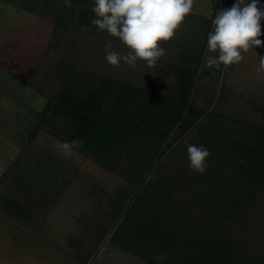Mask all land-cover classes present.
Instances as JSON below:
<instances>
[{
  "label": "trees",
  "instance_id": "obj_1",
  "mask_svg": "<svg viewBox=\"0 0 264 264\" xmlns=\"http://www.w3.org/2000/svg\"><path fill=\"white\" fill-rule=\"evenodd\" d=\"M93 6L94 0H71L65 14L53 17L45 58L52 62L47 61L42 72L51 86L44 91L47 102L40 122L32 126L21 148L44 124L62 141H81L75 149L88 154L110 175L105 187L111 191L115 187L111 211L99 209L92 220L79 218L86 223L76 236L68 230V246L72 245L73 252H67L83 264L107 236L112 248L134 258L132 264H264V94L248 97L223 84L220 106L207 108L192 101L198 76L211 70L220 72L221 67L200 70L201 64L207 67V34L214 28L215 17L210 19L198 51L177 50L174 61L155 64L153 70L140 60L135 67L122 61L121 66L124 63L128 70L120 74L125 78H118L115 67L105 60V45L111 40L112 50L121 54H127L128 49L118 38L97 30L92 23ZM76 24L87 29L88 37L96 38L85 39L82 48L79 40L68 56L65 46L76 45L72 38ZM145 95L175 104L178 110L170 114L168 127L153 130V137H141L150 153L140 163L135 158L125 170L135 168L136 178L132 180L126 172L117 178L114 174L121 170L111 164L128 146L136 147L130 143L134 138L131 120ZM157 121L156 127L161 120ZM146 122L151 120L147 117ZM191 130L195 133L180 142ZM188 144L210 150L203 173L189 168ZM20 158L17 154L1 174V184L12 176ZM150 172L153 176H146ZM39 179L43 181L42 176ZM28 201L21 205L30 210L35 233L50 229L45 224L41 227L48 205L33 207L34 202L29 206ZM162 253H166L163 261L153 259Z\"/></svg>",
  "mask_w": 264,
  "mask_h": 264
},
{
  "label": "rangeland",
  "instance_id": "obj_2",
  "mask_svg": "<svg viewBox=\"0 0 264 264\" xmlns=\"http://www.w3.org/2000/svg\"><path fill=\"white\" fill-rule=\"evenodd\" d=\"M234 3L236 0H195L192 14L186 17L174 38L168 42H159L165 49V55L156 65L174 61L179 50H182V53L191 48L198 51L210 25V19L215 17L221 8H225L226 4L231 7ZM259 3L264 5V0H259ZM66 7L64 0H0V177L8 169L13 158L17 154L21 155L19 163L13 167L12 176H6L7 181L4 184L0 182V264H82L68 253L72 251V245L68 246L66 236L68 230L76 236L79 234V228L84 225L82 223H86L79 222V218L85 220L87 217L92 220L98 215L99 209L111 211L115 187L112 191L105 187L109 174L104 173L88 154L74 149L71 157H63L53 148L57 141H63L49 133L44 124H40L41 129H38L36 136L21 149L32 126L39 124L40 112L42 113L47 102L44 91L51 86V81H46L42 72L48 62L52 61L47 62L45 59L46 48L53 29V17L56 18L60 13L65 14L68 8ZM76 25L78 26L72 37L76 45L65 46L68 56L77 48L79 40V46L82 48L85 39L89 41L94 37H88L85 27ZM261 29L264 32V20L261 21ZM103 38L107 36H102ZM259 38L264 41V35ZM243 55L244 59L239 64L229 67L222 65L218 74L211 70L204 76H198L192 101L207 108L220 106L223 84H229L248 97L264 94V72L256 71L260 57L264 56V47H256L255 51ZM122 65L114 70L118 78L124 77L120 74L128 70L124 63ZM207 69L210 70L201 64V71L205 72ZM150 70H153V67ZM126 75L128 77L127 73ZM140 105L131 120L134 138L130 143L136 147L128 146L126 151L116 156V161L112 164L110 162L111 167L120 169L121 173L132 166L135 158L136 161L139 160L138 163L141 158H147L150 146L147 142L144 144L145 140L142 138L147 134L153 137L152 135L156 134L153 130L168 127L170 114L172 116V112L176 113V109L178 110L175 104L162 102L151 95L143 96ZM147 117L151 123L146 122ZM162 117L166 119L162 121ZM157 119V122H161L156 127ZM194 133V130L189 131L179 141L184 142ZM121 173L114 175L122 178L125 175ZM136 173L138 174L135 168L126 172L132 180L136 178ZM147 175L152 177L153 172ZM40 176L43 181L39 179ZM28 179H31L29 186ZM38 181L45 183L38 184ZM120 186L118 191L122 188ZM19 189L23 192H19ZM5 194L17 198L19 202H14L9 196L5 197ZM25 201H28L29 206L34 202L33 207L42 206L43 209L48 205L47 211L43 210L41 227L48 225L50 229L43 232L37 229L35 233L36 227L31 225L33 223L28 214L30 210L21 205ZM21 220L26 223H21ZM134 262L132 256L112 248L108 237L104 236L97 250L83 264Z\"/></svg>",
  "mask_w": 264,
  "mask_h": 264
},
{
  "label": "clouds",
  "instance_id": "obj_3",
  "mask_svg": "<svg viewBox=\"0 0 264 264\" xmlns=\"http://www.w3.org/2000/svg\"><path fill=\"white\" fill-rule=\"evenodd\" d=\"M71 7V0H64ZM195 0H94L92 23L98 31L118 38L128 49L127 54L112 50V41L105 45V60L119 68L121 62L135 67L138 60L147 66H155L165 55L159 42H168L175 36L186 17L192 14ZM264 20V5L259 0H236L229 8H221L212 19L213 30L207 34L205 63L209 68L219 69L239 64L244 53L264 47L259 37L264 35L261 21ZM257 73L264 72V56L260 57ZM81 141H57L53 148L69 158ZM211 155L205 146L187 145L189 168L203 173L207 158ZM166 253L153 257L163 261Z\"/></svg>",
  "mask_w": 264,
  "mask_h": 264
},
{
  "label": "crops",
  "instance_id": "obj_4",
  "mask_svg": "<svg viewBox=\"0 0 264 264\" xmlns=\"http://www.w3.org/2000/svg\"><path fill=\"white\" fill-rule=\"evenodd\" d=\"M31 233H33V232H31ZM32 264H34V263H32Z\"/></svg>",
  "mask_w": 264,
  "mask_h": 264
},
{
  "label": "flooded vegetation",
  "instance_id": "obj_5",
  "mask_svg": "<svg viewBox=\"0 0 264 264\" xmlns=\"http://www.w3.org/2000/svg\"><path fill=\"white\" fill-rule=\"evenodd\" d=\"M41 182V181H40Z\"/></svg>",
  "mask_w": 264,
  "mask_h": 264
}]
</instances>
